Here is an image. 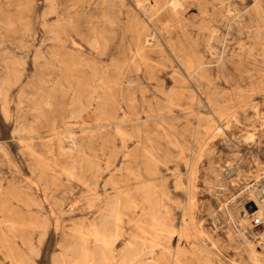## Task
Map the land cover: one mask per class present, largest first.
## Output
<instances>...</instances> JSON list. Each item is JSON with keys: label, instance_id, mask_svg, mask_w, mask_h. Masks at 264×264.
Wrapping results in <instances>:
<instances>
[{"label": "rangeland", "instance_id": "rangeland-1", "mask_svg": "<svg viewBox=\"0 0 264 264\" xmlns=\"http://www.w3.org/2000/svg\"><path fill=\"white\" fill-rule=\"evenodd\" d=\"M172 2L0 0V264H264V0Z\"/></svg>", "mask_w": 264, "mask_h": 264}, {"label": "bare ground", "instance_id": "bare-ground-1", "mask_svg": "<svg viewBox=\"0 0 264 264\" xmlns=\"http://www.w3.org/2000/svg\"><path fill=\"white\" fill-rule=\"evenodd\" d=\"M173 0H171V2H172ZM182 2V1H181ZM184 2V1H183ZM173 3V2H172ZM171 3V4H172ZM176 3V2H175ZM175 3H174V5H175ZM214 3V2H213ZM170 4V3H169ZM171 4H170V6H171ZM179 4V3H178ZM227 6V5H226ZM175 7V6H174ZM235 7V6H234ZM176 8V7H175ZM179 8V7H178ZM180 9V8H179ZM181 10V9H180ZM204 10V9H203ZM105 12V11H104ZM230 12V11H229ZM232 13V12H231ZM227 14V13H226ZM229 14V13H228ZM233 14V13H232ZM238 15V14H237ZM239 17V16H238ZM207 19H208V17H207ZM201 25V24H200ZM214 25V24H213ZM238 25V24H237ZM216 30V29H215ZM176 31V30H175ZM218 31V30H217ZM211 32V31H210ZM259 32H260V30H259ZM213 36V35H212ZM254 36V35H253ZM247 37V36H246ZM264 41V40H263ZM148 44V43H147ZM240 49V48H239ZM22 50V49H21ZM206 50V49H205ZM131 52V51H130ZM208 52V51H207ZM249 53V52H248ZM198 57V56H197ZM139 59V58H138ZM147 63V62H146ZM152 64V63H151ZM130 65H131V63H130ZM178 67V66H177ZM182 68V67H181ZM139 72V71H138ZM131 80V79H130ZM131 82V81H130ZM129 82V83H130ZM122 84V83H121ZM131 84V83H130ZM128 87V86H127ZM93 89H95V88H93ZM91 90V89H90ZM98 90V89H97ZM4 99V98H3ZM81 106V105H80ZM36 108V107H35ZM75 112H77V111H75ZM76 115V114H75ZM74 115V116H75ZM73 116V115H72ZM230 120V119H229ZM226 127V126H225ZM162 133H164V132H162ZM221 133V132H220ZM219 135V134H218ZM69 136V135H68ZM251 136V135H250ZM69 138V137H68ZM72 138V137H71ZM72 141V140H71ZM74 146V145H73ZM75 147V146H74ZM31 156V155H30ZM38 157V156H37ZM94 168V167H93ZM96 170V169H95ZM105 171V170H104ZM72 172V171H71ZM109 178H110V176H109ZM154 178V177H153ZM156 178V177H155ZM53 180V179H52ZM76 180V179H75ZM140 186V185H139ZM151 189V188H150ZM158 190V189H157ZM118 191V190H117ZM113 196V195H112ZM98 199V198H97ZM114 200V199H113ZM116 200V199H115ZM106 201V200H105ZM125 203V202H124ZM114 204V203H113ZM117 205V204H116ZM262 205V206H261ZM260 206H258V207H260V209L258 210V215H261L262 214V208H263V206H264V204H261ZM115 206V205H114ZM126 206V205H125ZM109 209V208H108ZM108 211H110V210H108ZM111 212H113V211H111ZM111 212H109V214L111 213ZM107 215H108V213H107ZM264 215V214H263ZM108 217H110V218H112L111 216H108ZM107 217V218H108ZM107 220H110V219H107ZM113 220H114V218H113ZM116 220L118 221L119 220V216H116ZM151 220H152V238H153V240H152V244H153V248L154 249H156V250H158V252H159V255H158V257L155 259V261H154V264H162V262H163V260H164V263L163 264H166V259H167V257H168V255H170V257H169V259H170V261H171V264H183V262H182V260H181V258H182V256L184 255V252H183V250L181 249V248H179L175 253H170L169 252V248H168V246H167V244H168V242H169V237H170V234H171V231H170V229H169V227H167V225L165 224V222L160 218V216H159V214L158 213H154L153 215H152V217H151ZM103 221H104V218H103ZM111 222V221H110ZM100 223H101V221H100ZM99 223V224H100ZM105 223H108V222H105ZM118 224V223H117ZM111 225V224H110ZM98 226H103V225H98ZM104 226H105V224H104ZM107 226H109L108 224H107ZM94 229H93V231L95 230V227H93ZM102 228V227H101ZM106 228V227H105ZM109 228H111V227H109ZM112 229V228H111ZM116 229H117V227H116ZM102 230V229H101ZM105 229H103V231H104ZM107 230V229H106ZM113 231H114V229H112ZM115 231H118V229L117 230H115ZM78 232V231H77ZM92 232V231H91ZM118 232H120V231H118ZM75 233V232H74ZM84 233V232H83ZM115 233V232H114ZM114 233H113V236H114ZM104 234V233H103ZM115 234H117V232L115 233ZM80 235V234H79ZM85 235V234H84ZM91 237L94 239L93 241H97L96 243H98V242H100V243H102V244H104L105 246H107V245H109V242L106 240V238H105V236H103V235H101V234H99L98 233V231H94L92 234H91ZM91 238V239H92ZM108 238V237H107ZM176 238V237H175ZM109 239V238H108ZM111 241H112V239H111ZM99 245V244H98ZM126 245H127V243H126ZM73 246H74V244H73ZM128 246V245H127ZM97 247V244H96V246H95V248ZM99 247V246H98ZM101 247V246H100ZM99 247V248H100ZM104 247V246H103ZM143 247V246H142ZM172 247V246H171ZM106 248V247H105ZM128 248H130V246L128 247ZM109 251H110V249L109 248H107ZM70 250H72V249H70ZM124 250V249H123ZM151 250V249H150ZM122 251V250H121ZM125 251V250H124ZM120 252V251H119ZM86 253V255H87V252H85ZM89 253V252H88ZM135 253V252H134ZM99 254V253H98ZM109 255V254H108ZM121 255V254H120ZM81 256V255H80ZM100 256V255H99ZM122 256V255H121ZM130 256V255H129ZM85 257V256H84ZM84 257H83V259H84ZM87 257V256H86ZM103 258V257H102ZM68 259V258H67ZM82 259V258H81ZM121 259V258H120ZM89 260V259H88ZM106 261V260H105ZM128 261V260H127ZM92 262V261H91ZM90 262V263H91ZM93 263V262H92ZM91 263V264H92ZM96 263V262H95ZM146 263H149V261L148 262H146ZM86 264V263H85ZM108 264V263H107ZM119 264V263H118ZM153 264V263H152Z\"/></svg>", "mask_w": 264, "mask_h": 264}, {"label": "built area", "instance_id": "built-area-1", "mask_svg": "<svg viewBox=\"0 0 264 264\" xmlns=\"http://www.w3.org/2000/svg\"><path fill=\"white\" fill-rule=\"evenodd\" d=\"M259 204H264V187L259 190ZM257 222H259V219H256Z\"/></svg>", "mask_w": 264, "mask_h": 264}]
</instances>
